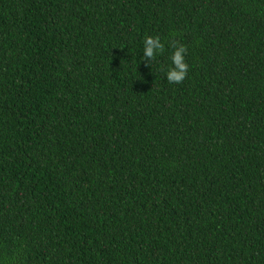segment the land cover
I'll list each match as a JSON object with an SVG mask.
<instances>
[{
    "label": "trees",
    "instance_id": "trees-1",
    "mask_svg": "<svg viewBox=\"0 0 264 264\" xmlns=\"http://www.w3.org/2000/svg\"><path fill=\"white\" fill-rule=\"evenodd\" d=\"M0 264H264V0H0Z\"/></svg>",
    "mask_w": 264,
    "mask_h": 264
},
{
    "label": "clouds",
    "instance_id": "clouds-1",
    "mask_svg": "<svg viewBox=\"0 0 264 264\" xmlns=\"http://www.w3.org/2000/svg\"><path fill=\"white\" fill-rule=\"evenodd\" d=\"M170 47L172 48L171 66L166 71V78L170 83L179 84L185 79L189 69L185 60L187 49L183 44L177 42L171 43ZM142 51L143 57H148L154 61L158 53L165 51V43L159 36H145ZM147 66L151 68L152 65Z\"/></svg>",
    "mask_w": 264,
    "mask_h": 264
}]
</instances>
